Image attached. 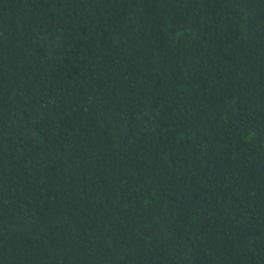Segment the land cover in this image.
<instances>
[{
	"label": "trees",
	"instance_id": "1",
	"mask_svg": "<svg viewBox=\"0 0 264 264\" xmlns=\"http://www.w3.org/2000/svg\"><path fill=\"white\" fill-rule=\"evenodd\" d=\"M0 264H264V0H0Z\"/></svg>",
	"mask_w": 264,
	"mask_h": 264
}]
</instances>
